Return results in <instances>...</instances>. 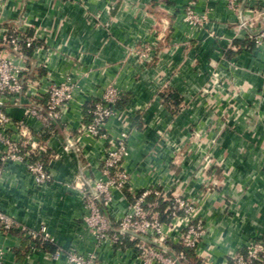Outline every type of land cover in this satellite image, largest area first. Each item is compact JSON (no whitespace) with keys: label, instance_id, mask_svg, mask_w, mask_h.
<instances>
[{"label":"crops","instance_id":"obj_1","mask_svg":"<svg viewBox=\"0 0 264 264\" xmlns=\"http://www.w3.org/2000/svg\"><path fill=\"white\" fill-rule=\"evenodd\" d=\"M241 1L248 8L242 16L225 0H199V8L211 7L209 21L193 31L183 20L188 0H0L2 25L34 37L24 91L7 112L16 126L24 124L19 137L28 149L32 140L46 146L53 174L39 184L24 161L1 158L0 141V209L29 228L44 227L63 250L95 249L102 264H148L136 241L122 249L96 246L83 221L78 153L67 146L75 141L88 173L98 176L108 142L80 127L89 121L87 102L113 83L124 97L106 131L129 132L123 167L130 177L126 188L112 191L110 223L128 209L132 191L157 188L173 198L163 200V212L170 214L179 197L205 221L208 232L194 250L200 260L232 264L233 252L264 237V48L246 38L264 28V0ZM145 44L153 49L143 61L134 50ZM68 78L78 85L74 97L57 132L43 137L30 108L35 100L46 104L51 81ZM170 94L179 102L165 98ZM9 133L18 137L14 126ZM180 214L167 220L175 225L170 242L189 221ZM0 245L11 247L4 264H68L65 252L53 258L51 249L15 232L0 233Z\"/></svg>","mask_w":264,"mask_h":264},{"label":"built area","instance_id":"obj_2","mask_svg":"<svg viewBox=\"0 0 264 264\" xmlns=\"http://www.w3.org/2000/svg\"><path fill=\"white\" fill-rule=\"evenodd\" d=\"M227 7L241 13V0H225ZM199 0H188L183 8V20L190 30H199L209 21L211 7L207 4L199 8ZM248 12L243 8L242 15ZM244 19V18H243ZM246 19L240 27L246 25ZM246 38L253 41L257 47L264 48V28L252 29L246 34ZM34 37L26 30L17 29L14 26H3L0 22V141L4 144L2 159L17 158L25 162L28 170L35 176L36 181L41 184H49L53 180V174L49 161L43 157L47 156V148L43 143L32 140L28 142L19 137L23 133L24 124L21 122L16 126L7 112V106L20 101L24 91L23 74L29 70L25 48L32 47ZM153 46L145 44L135 49V55L145 61L149 60ZM78 87L70 78L62 81H51L46 88L48 98L46 104H38L33 101L30 114L42 121L44 128H48L61 117V112L70 103ZM124 97V92L115 84H109L103 94L87 102V113L91 116L90 121L82 123L80 130L91 136L106 140L108 146L103 162L99 166L98 176L90 175V166L81 160L79 146L72 139L67 140L68 148H73L78 153L79 175L77 185L85 196L86 213L83 221L94 236L96 246L109 242L118 249L126 246L125 235L133 237L140 236L142 240L137 246L140 248L141 256L148 264H184L179 256L170 253L167 242L171 240L173 222L162 221L160 216V200H170L167 194L157 188H147L141 192L132 191L134 199L130 202L128 209L117 219L118 228L111 231L112 224L102 212L103 206L107 207L112 200L113 189H124L129 184V174L123 167L126 157L129 155L128 131H121L116 136H109L106 126L109 120L119 112V103ZM11 126L16 128L18 137L14 138L9 133ZM151 196L153 199H151ZM170 215L172 218L184 215L189 218L187 225L180 230L177 241L186 248L198 247L201 239L207 234L205 221L200 218L194 206L187 200L176 197L172 202ZM166 210V211H167ZM18 233L23 239L39 242H52L45 228L32 229L13 216L0 209V233ZM152 244V245H147ZM11 249L8 245H0V264H4L7 252ZM67 255L68 264H102L97 251L91 250L82 253L72 247L63 250L58 247L52 253L53 258H58L61 253ZM232 264H264V237L253 238L242 248L230 255ZM200 264H209L207 259H202Z\"/></svg>","mask_w":264,"mask_h":264},{"label":"trees","instance_id":"obj_3","mask_svg":"<svg viewBox=\"0 0 264 264\" xmlns=\"http://www.w3.org/2000/svg\"><path fill=\"white\" fill-rule=\"evenodd\" d=\"M248 42H250V44H248V45H250L251 47L252 46H255V43L253 41H251V40L248 39ZM33 46H34V44H33ZM33 46L32 47H29V48H25L24 51H25V54H26L27 57H28L29 53L31 52V49L33 48ZM23 85L25 87V82H23ZM165 98L166 99H174L175 100V103H178L179 102V100L177 99L178 97L175 94H170V95L166 96ZM119 107H120V103H119ZM87 117L89 118V121H90L91 116L88 114ZM59 128L60 127H59L58 121L57 122H54L53 124H51L50 127L44 128V135H43V137L44 136L47 137L48 135L54 134L55 132H57V130ZM79 154H80L81 160L83 162H85L83 156L80 153V150H79ZM43 159L46 162L48 161V157L47 156L43 157ZM165 204H166V202H164L163 200H160L159 210H160V216H161V220L162 221L163 220L164 221H167V220L170 219V214L169 213L167 214V213L163 212V208H164ZM170 204L172 205V202ZM102 212L108 218V214H107L106 208H104V206H103ZM117 228H118V223L117 222H114V224L111 226V229L110 230L111 231H114V230L116 231ZM133 241L134 242L136 241L137 243H141L142 242V240L140 238L133 237V236H131L129 234H126L125 235V243L126 244H127V242L131 243ZM32 242H35V241H32ZM37 243L41 247H43V248H46L47 247V248L51 249L53 252L58 249L57 246L53 245L49 241H39ZM145 244L152 245V244H148V243H145ZM167 245L169 247L170 253H173L175 256H179V253L180 252H184V257L183 258H180V262L181 263H184V264H200L201 260L198 259V257L196 256L194 249L186 248L182 243H179V242L174 243V242L168 241L167 242Z\"/></svg>","mask_w":264,"mask_h":264},{"label":"water","instance_id":"obj_4","mask_svg":"<svg viewBox=\"0 0 264 264\" xmlns=\"http://www.w3.org/2000/svg\"><path fill=\"white\" fill-rule=\"evenodd\" d=\"M243 8H244V5H243V2H242V4H241V16H242V12H243Z\"/></svg>","mask_w":264,"mask_h":264}]
</instances>
